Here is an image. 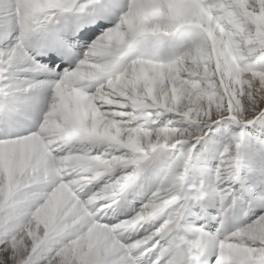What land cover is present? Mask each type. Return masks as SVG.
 I'll return each instance as SVG.
<instances>
[{
    "label": "snow or ice",
    "instance_id": "6c2138e0",
    "mask_svg": "<svg viewBox=\"0 0 264 264\" xmlns=\"http://www.w3.org/2000/svg\"><path fill=\"white\" fill-rule=\"evenodd\" d=\"M0 264H264V0H0Z\"/></svg>",
    "mask_w": 264,
    "mask_h": 264
}]
</instances>
